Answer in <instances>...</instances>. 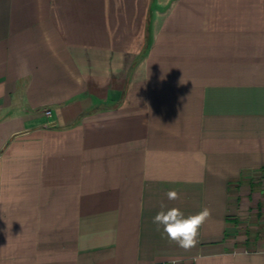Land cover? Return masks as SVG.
<instances>
[{"label": "crops", "instance_id": "1", "mask_svg": "<svg viewBox=\"0 0 264 264\" xmlns=\"http://www.w3.org/2000/svg\"><path fill=\"white\" fill-rule=\"evenodd\" d=\"M195 256L264 264V0H0V264Z\"/></svg>", "mask_w": 264, "mask_h": 264}, {"label": "clouds", "instance_id": "2", "mask_svg": "<svg viewBox=\"0 0 264 264\" xmlns=\"http://www.w3.org/2000/svg\"><path fill=\"white\" fill-rule=\"evenodd\" d=\"M169 200L179 199V194L175 190L167 192ZM211 215L210 209L203 208L196 214L185 216L177 207L167 208L161 204V210L153 217V223L157 230L162 229L166 238L184 250L195 248L198 243L199 230L204 222ZM195 264H200L201 257H193ZM169 264H180V258H170Z\"/></svg>", "mask_w": 264, "mask_h": 264}, {"label": "built area", "instance_id": "3", "mask_svg": "<svg viewBox=\"0 0 264 264\" xmlns=\"http://www.w3.org/2000/svg\"><path fill=\"white\" fill-rule=\"evenodd\" d=\"M44 112H45V114H48V115L51 114V110L50 109H45Z\"/></svg>", "mask_w": 264, "mask_h": 264}]
</instances>
